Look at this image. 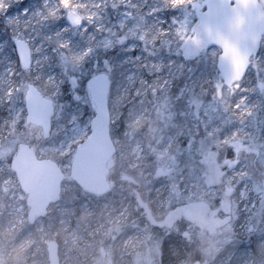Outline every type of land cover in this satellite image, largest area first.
Here are the masks:
<instances>
[{
	"label": "rangeland",
	"instance_id": "374dc122",
	"mask_svg": "<svg viewBox=\"0 0 264 264\" xmlns=\"http://www.w3.org/2000/svg\"><path fill=\"white\" fill-rule=\"evenodd\" d=\"M115 1L125 6L145 5L146 9L132 15L124 7L113 24L104 16L103 9ZM204 1L180 0L173 7L169 0H86L85 16L77 13L82 23L69 27L65 23L67 3L5 0L11 7L0 9V43L8 41V46L0 50V264H47L45 248L51 239L58 242L59 264H189L187 243L194 233L189 231L186 217L190 216L191 209L192 219L214 232L219 240L231 237L234 241H244L248 236L262 235L257 249L236 255L233 264H264V215H261L264 210L261 184L264 179V37L246 77L233 84L224 83L215 69L216 48L199 52L191 97L195 100L192 115L196 120H190L182 109V145L180 140L177 142L180 146L172 141L179 139L178 134L170 139L172 142L163 135L147 143L146 138H135L127 128L116 137V123L121 118L127 127L130 118L142 120L144 117L145 107L139 106L142 94L139 102L128 108L125 106L127 94L122 95L132 84L138 87L134 93L146 88L143 73L156 74L146 68L144 50L150 48L164 53L162 62L157 63L159 67L155 65L153 69L164 74L163 90L166 91L178 71L177 56L172 54L193 35L192 27ZM45 3L56 11L55 16H33L37 10L44 11ZM26 7L29 14L20 16L17 23L15 14ZM165 11L176 18L167 26ZM9 18L13 19L12 24L7 23ZM14 31L28 41L34 58L30 72H24L16 64V75L11 76L6 69L8 61L16 59L10 39ZM115 48L119 54L115 64L112 55L104 58L97 53ZM77 55L84 56L80 64L73 60ZM106 60L115 74L106 67ZM177 65L181 71L185 68L183 62ZM99 72L111 75L108 104L117 153L109 169L115 180L120 178L105 196L96 200L84 198L72 180H64L62 199L50 207L45 219L30 225L26 219L25 196L9 161L17 145L30 137L37 157L54 160L67 174L74 147L89 135V123L94 115L92 104L85 108L83 103L78 106L72 99L71 81L73 78L78 81V91L83 94L86 80ZM10 80L17 82L11 88ZM21 81L25 85L32 83L53 102L51 132L45 138L41 132L36 138L34 127L25 123V87H21ZM182 92L183 107L185 97L189 99L191 93L189 79ZM189 121H193L195 130L186 132ZM240 150L243 155L237 162L232 161L231 155L236 156ZM219 157L228 170L220 175L223 166L216 164ZM203 166L220 168L216 175L223 180L224 194L213 187L217 178L206 181ZM129 171L133 173L132 178L127 175ZM130 182L138 187L131 196L137 202L126 199V191L133 192ZM209 208L214 213L207 211ZM147 209L150 219L146 218ZM178 209L183 215L177 221L172 211ZM168 211L163 220L159 218ZM181 226L185 228L184 233ZM109 234L119 237L108 240ZM228 259H232V252L227 254ZM212 260L202 264H212Z\"/></svg>",
	"mask_w": 264,
	"mask_h": 264
},
{
	"label": "water",
	"instance_id": "95a60500",
	"mask_svg": "<svg viewBox=\"0 0 264 264\" xmlns=\"http://www.w3.org/2000/svg\"><path fill=\"white\" fill-rule=\"evenodd\" d=\"M203 6L204 9L198 13L202 46L218 49L215 69L225 83H234L245 77L264 36L260 3L258 0H205ZM68 16L69 13L66 24L75 26ZM209 19L210 23L207 22ZM94 76L97 79L92 88L94 115L89 124L90 133L75 147L69 173L66 175L54 160L37 158L33 147L24 143L18 145L10 161V168L26 194L29 207L27 221L30 224L44 217L51 203L59 201L61 184L67 177L92 195H103L112 185L108 180V167L116 149L110 135L109 76L104 72ZM24 107L26 123L39 126L42 135L48 136L54 114L53 102L33 86V89L25 91ZM262 186L264 188V179ZM46 253L47 264H59L55 240L47 242ZM194 264L200 262L195 261Z\"/></svg>",
	"mask_w": 264,
	"mask_h": 264
},
{
	"label": "flooded vegetation",
	"instance_id": "af4514ba",
	"mask_svg": "<svg viewBox=\"0 0 264 264\" xmlns=\"http://www.w3.org/2000/svg\"><path fill=\"white\" fill-rule=\"evenodd\" d=\"M258 1L260 3V9H261V12H262L263 17H264V0H258ZM71 12H72V10L66 12L65 17L68 13H71ZM74 13H75V11H74ZM195 24L196 25H194L192 27V30H194L193 35L189 39H187L182 46H178V48H180V49L174 51L172 54V56H174L175 58L177 56V59H178L177 62H183L185 64V68H181L182 69V71H181L177 65V62L175 63L178 71L172 77L173 79L170 80L169 87L166 91L163 90V86H164V82H165L164 74H162L160 71L157 72L156 69H153V68H156V66L159 67L157 65V63L162 62V58L164 59V53L163 52H157V51L154 52V49L150 50V48H149V50H144L146 52H145V56L143 57L144 58L143 61H146V64H147L146 68L148 70L156 73L157 77H155L156 74L150 73L149 71L147 73H143V74H145V83L147 84V86L144 90L141 88L140 92L134 93V91L138 87H137V84H132L130 86V89H129V87L127 88V91L125 94L122 93V95L127 94V97H125V99L127 101V105H125V106H127V108H128V106L135 105L137 102H139V96H140V94H142V97H141L142 100H141V103L139 106L145 107V110L143 112L144 117L142 120L139 118H137L138 120H133V118H130V123H128L127 127H125V124L122 122V118H121L120 121H118L116 123V126H117L116 137L117 138L119 136H121V131H124L128 128V130H129L128 133L132 132V134L135 138H140V137H143L144 139L146 138L148 140L147 143H150L153 139L155 140L157 137H161V136L165 135L164 137H166V139L169 140L170 142L173 141V143H177L180 140V145L183 144V138H182L183 123H182V118H181L180 114H181L182 109H183L184 113L189 114L190 120H196V117L192 115V107H193V104H195V100L191 99L192 92L194 93L192 80H193L195 71L197 70L196 65H195L196 64L195 63L196 58L198 57V54L201 50L207 49L205 46H202L201 36L198 33L197 19H196ZM75 26H72V27H75ZM181 49H182V51H181ZM109 52H110V56L112 55L113 62H114L113 64H115V62L118 61V55H119L117 53V49L115 48ZM176 52H177V54H176ZM130 54H131V56H133L134 52H131ZM188 54L190 56H188ZM251 65H252V62H251ZM250 68H251V66L249 67V69ZM161 69L164 71L163 68H161ZM99 73H102V72H99ZM106 73L108 74V76L111 80V75H109L108 72H106ZM110 73L115 74L112 71ZM96 74H98V73H96ZM96 74H93L92 76H94ZM188 79L190 81V92L191 93H190L189 99L187 97H185V103L186 104H184V106L182 107V105H183L182 104V95H183L182 88L187 86ZM87 80H86V82H87ZM86 82H85V85H86ZM35 88L37 89V87H35ZM26 89H27V87H25L24 94H25ZM115 96L118 99V97H119L118 91H117ZM43 97H45V96H43ZM23 99H24V95H23ZM92 105H93V103H92ZM176 115H178L180 117V120L177 119ZM25 119H26V117H25ZM131 119L133 121H131ZM25 123H26V121H25ZM26 124L34 127V129L36 130V138H39V133L41 132V128L35 124H30V123H26ZM186 125L189 126L186 128V132H187V129H189L190 131L195 130L193 127V125H194L193 121H189L188 124H186ZM176 134L179 135V139L177 141H175L174 139L171 141L170 139L173 136H175ZM41 136L44 137L43 135H41ZM114 137H115V134H114ZM193 139H194V137H193ZM21 143H24V144H27V145L33 147V145L31 144V138L30 137L26 138V140L24 142H21ZM21 143H19V144H21ZM18 145H17V147H18ZM177 145H179V143H177ZM17 147L15 149V153L17 151ZM75 147H74V150H75ZM115 148H116V146H115ZM33 149H34V152L36 155L35 148L33 147ZM74 150H73V153H74ZM246 152L249 153L247 150H246ZM15 153H14V155H15ZM116 153H117V148H116ZM116 153L112 157L109 167L111 166L112 161H113L114 157L116 156ZM146 157L147 156L144 157V160L146 159ZM239 157H240V155L235 158L236 162L239 160ZM152 163H154V162H152ZM126 168H127V165H126ZM127 175H128V177H131L132 172L129 171ZM110 177H111L110 181L112 183V185L110 186V190H111L113 188L114 184L116 183V181L119 180L120 176L115 180V177H113L111 175V171H110V175L108 176V178H110ZM262 181H261V184H262ZM77 189L79 192L84 194V198L85 197H87V198L92 197L94 200L100 199L101 197L105 196L110 191V190H108L104 195H92V194H88L87 192L81 190L78 186H77ZM21 192L24 194L25 200H26L25 193L22 190H21ZM126 199L128 201L132 200L134 202H137V200L135 198H132L131 196H127ZM68 207H70V206H67V208ZM188 207H190V206H188ZM174 212L176 214L175 219L177 221H178V219L180 220L181 219L180 216L183 215L181 213V209L180 210L179 209L174 210ZM189 212H190V216L186 217V219L188 221L189 231L193 232L192 230L194 229V224L192 222V213H193L192 209ZM145 214H146V218H148L147 215L151 216L148 209L145 211ZM149 219H150V217H149ZM176 227H177V225H176ZM181 227H182V231L184 233L185 228L183 226H181ZM179 229H181V228H179ZM116 237H119V236L117 234H112V235L109 234L108 236H106V238L108 240L110 238L112 241ZM115 242H116V240H115Z\"/></svg>",
	"mask_w": 264,
	"mask_h": 264
},
{
	"label": "trees",
	"instance_id": "16d2710c",
	"mask_svg": "<svg viewBox=\"0 0 264 264\" xmlns=\"http://www.w3.org/2000/svg\"><path fill=\"white\" fill-rule=\"evenodd\" d=\"M86 0H68L67 4L65 5V7L69 8V10L75 11L76 13L80 14L81 16H85V8H84V2ZM124 7H127L128 9H130L131 14L132 15H137L140 13H143L146 9L145 5H141V6H135L132 3L125 6L121 3H117L115 2H111L109 3L107 6L104 7V16L111 21L113 24L116 23L117 18L120 14V12L122 11V9ZM167 11V10H166ZM165 15V26H167L168 24H171L172 22V17L173 14H170V11H173L172 9L169 12H166ZM135 17V16H132ZM83 21V20H82ZM169 22V23H168ZM167 28V27H166ZM149 50V49H148ZM152 50V49H150ZM96 51V50H95ZM99 55H102L104 58H108L110 56V52L109 51H105V52H97ZM92 54H94V50L92 51ZM242 151L240 150L237 155L235 156V154L231 155V160H235V158L239 155H242ZM220 159V157H219ZM216 164L219 166H223L222 160H218L216 161ZM226 165L224 164L223 168H221V171L219 172V175L222 173V171L224 173H226L228 170L226 168H224ZM220 168H205L203 166V172L202 175L205 177L206 181L212 180L214 181L216 178V181H214L213 187L215 188L216 191H218L220 194H224L225 192V187L223 185V180L221 178V176H217L216 172H218V170ZM133 173L131 175L130 178H132ZM224 178V177H223ZM132 184L133 187V192L129 193L125 190H123V192L125 193L126 191V196H134V190L138 187L130 182ZM75 207L77 208V205H75ZM212 210L211 213H214V209L209 208L207 211ZM150 212V211H149ZM152 212V211H151ZM174 212V211H172ZM170 213L165 212L164 215L159 216V218H161L163 220V218L165 216H167V214ZM148 216V215H147ZM155 216V215H153ZM206 216L208 217L207 213ZM150 217V216H148ZM192 222L194 224V229L192 230L194 235V237L190 238V240L188 241V246H189V257L187 259V263L191 264L193 263L195 260H199L201 263H204L206 260H209L210 258H213L212 260V264H233L234 258L236 257V255L242 253V252H246V254L253 252V249L256 250L257 249V244L258 241L261 239L262 235L259 237H255V236H248L247 240L244 241H234L231 239V237H226L223 238L221 240H219V238L214 236V232H210L209 230H207V228L205 226H202L200 223L196 222V220L192 219ZM196 224V225H195ZM245 237V235L243 236V238ZM220 244V246L217 248V250H214L216 245ZM179 249V247H178ZM232 252V259H228L227 260V254ZM227 262V263H226Z\"/></svg>",
	"mask_w": 264,
	"mask_h": 264
},
{
	"label": "snow or ice",
	"instance_id": "6c2138e0",
	"mask_svg": "<svg viewBox=\"0 0 264 264\" xmlns=\"http://www.w3.org/2000/svg\"><path fill=\"white\" fill-rule=\"evenodd\" d=\"M170 4L174 7L176 6L180 0H169ZM60 5H64L67 3V0H59ZM11 5H6L5 0H0V9H5V8H10ZM66 12L68 9L65 7L64 9ZM29 14V9L26 7L19 13L15 14L16 17V22H19V17L20 16H27ZM56 14V11L52 9L51 5L48 3H45L44 5V11L40 12L37 10L36 12L32 13L33 16H45L47 18L48 16L54 17ZM158 15V13H157ZM69 20L71 23L80 25L82 23V18L79 15H75L74 13H69L68 16ZM172 19L175 21L176 18L172 17ZM14 21L12 18H9L7 20L8 24H12ZM207 22H211V19H209ZM203 23V21H201ZM11 43L14 46L13 47V52L15 53V60H9V67L6 69V73L10 74L11 76L16 75V68L15 65L19 64L20 69H22L24 72H30L31 67H32V60L34 58V54L32 52L31 46L28 43L26 39H24L22 34H18L17 32H13L10 36ZM123 43V41H122ZM107 44H111V41H108ZM8 46V41L5 40L3 43H0V50H2L4 47ZM7 59V58H6ZM106 67H108L109 71L112 70V66L110 64V61H105ZM259 72V70H258ZM50 79H54L53 77H50ZM97 79L96 76L88 78L86 85H85V91L83 94H81L78 91V81L73 78L71 81L72 88H73V95L72 99L77 102V105H81L83 103L84 107L87 108L89 107L90 104L94 102L93 98V83ZM17 82L15 80H10L9 81V88H11L12 85L16 84ZM21 87H27L28 89H33V84H24L23 81L20 82ZM111 87V80L109 78V88ZM261 215H264V210L261 211Z\"/></svg>",
	"mask_w": 264,
	"mask_h": 264
},
{
	"label": "clouds",
	"instance_id": "9594fccd",
	"mask_svg": "<svg viewBox=\"0 0 264 264\" xmlns=\"http://www.w3.org/2000/svg\"><path fill=\"white\" fill-rule=\"evenodd\" d=\"M73 60L76 64H80L84 60V56L83 55H77V56L73 57Z\"/></svg>",
	"mask_w": 264,
	"mask_h": 264
}]
</instances>
